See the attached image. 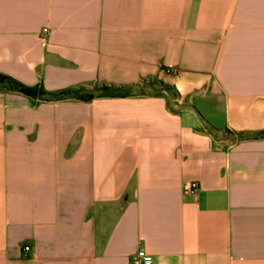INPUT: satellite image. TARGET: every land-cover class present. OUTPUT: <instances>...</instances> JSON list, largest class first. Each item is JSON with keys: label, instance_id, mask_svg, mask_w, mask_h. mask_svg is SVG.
Returning a JSON list of instances; mask_svg holds the SVG:
<instances>
[{"label": "crops", "instance_id": "crops-1", "mask_svg": "<svg viewBox=\"0 0 264 264\" xmlns=\"http://www.w3.org/2000/svg\"><path fill=\"white\" fill-rule=\"evenodd\" d=\"M0 73L141 85H0V264H264V0H0Z\"/></svg>", "mask_w": 264, "mask_h": 264}, {"label": "trees", "instance_id": "trees-1", "mask_svg": "<svg viewBox=\"0 0 264 264\" xmlns=\"http://www.w3.org/2000/svg\"><path fill=\"white\" fill-rule=\"evenodd\" d=\"M156 84L158 85L156 90L164 89L175 91L177 93V91L170 85ZM0 85L5 89L21 92L38 100L78 99L89 101L98 97H124L141 93L140 84H88L57 91H48L42 87L27 86L21 81L2 73H0ZM239 135L241 138L264 137V129L255 132L239 133Z\"/></svg>", "mask_w": 264, "mask_h": 264}, {"label": "built area", "instance_id": "built-area-1", "mask_svg": "<svg viewBox=\"0 0 264 264\" xmlns=\"http://www.w3.org/2000/svg\"><path fill=\"white\" fill-rule=\"evenodd\" d=\"M48 31L47 28H44L42 33L43 36L42 38L44 39V34ZM170 71H174L173 66H169ZM200 185L197 182H192L191 183V189L192 191H197L199 190ZM32 252V248L30 245H25L23 247V256L24 257H29ZM131 264H155L153 256L148 253L145 249H139L137 250L132 256H131Z\"/></svg>", "mask_w": 264, "mask_h": 264}, {"label": "rangeland", "instance_id": "rangeland-1", "mask_svg": "<svg viewBox=\"0 0 264 264\" xmlns=\"http://www.w3.org/2000/svg\"><path fill=\"white\" fill-rule=\"evenodd\" d=\"M227 131H229V130H227Z\"/></svg>", "mask_w": 264, "mask_h": 264}]
</instances>
